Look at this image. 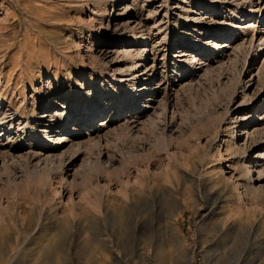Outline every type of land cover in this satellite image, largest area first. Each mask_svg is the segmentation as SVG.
Segmentation results:
<instances>
[{
    "label": "rangeland",
    "instance_id": "rangeland-1",
    "mask_svg": "<svg viewBox=\"0 0 264 264\" xmlns=\"http://www.w3.org/2000/svg\"><path fill=\"white\" fill-rule=\"evenodd\" d=\"M237 262L264 264V0H0V264Z\"/></svg>",
    "mask_w": 264,
    "mask_h": 264
},
{
    "label": "bare ground",
    "instance_id": "bare-ground-1",
    "mask_svg": "<svg viewBox=\"0 0 264 264\" xmlns=\"http://www.w3.org/2000/svg\"><path fill=\"white\" fill-rule=\"evenodd\" d=\"M252 6L250 5V8H251ZM218 8V7H217ZM220 8V7H219ZM126 9L129 11L130 9H129V7L128 6H126ZM240 11V10H239ZM248 10H243V11H241V12H245V14H246V12H247ZM240 12V13H241ZM239 13V14H240ZM238 14V15H239ZM237 15V16H238ZM236 16V15H235ZM245 16V15H244ZM241 20V19H240ZM239 20V21H240ZM232 23V22H231ZM238 27H240V25H239V23L238 22H234V23H232L231 25H230V28H238ZM219 32V31H218ZM210 36V35H209ZM218 36V35H217ZM233 40H235V38H232V40L231 41H233ZM132 42V41H131ZM192 59H194V58H192ZM81 105H85V101L83 102V103H81ZM99 107H100V105H99ZM98 107V108H99ZM109 108L111 107V106H108ZM64 108H65V106H64ZM98 108L96 109V110H98ZM111 111V110H110ZM76 112H77V114L80 116L81 115V113H82V110L81 111H79V108H76L75 109V111H73V114H76ZM110 113V112H109ZM83 114V113H82ZM65 115H67V117H69V112L67 113V112H65ZM75 118H77L76 116L75 117H73V116H71L70 115V122L72 123V122H74V119ZM27 127H29V124H26V126H25V128H27ZM30 128V127H29ZM60 232V231H59ZM59 234V233H58ZM57 235V234H56ZM59 235H61V234H59ZM59 237V236H58ZM55 239H56V236L55 235H51L50 236V239H49V244L47 245V247L45 248V250H46V252H47V254H49L50 256L52 255V253L55 251V249H57L56 248V244H54V241H55ZM244 256V255H243ZM242 256V257H243ZM240 262V261H239ZM239 262H237L236 264H239Z\"/></svg>",
    "mask_w": 264,
    "mask_h": 264
}]
</instances>
